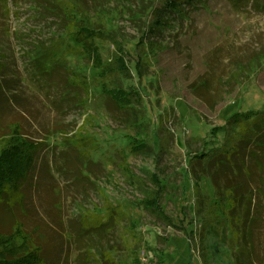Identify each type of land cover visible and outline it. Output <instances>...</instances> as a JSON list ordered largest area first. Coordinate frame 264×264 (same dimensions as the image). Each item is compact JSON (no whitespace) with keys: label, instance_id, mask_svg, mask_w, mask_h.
<instances>
[{"label":"rangeland","instance_id":"374dc122","mask_svg":"<svg viewBox=\"0 0 264 264\" xmlns=\"http://www.w3.org/2000/svg\"><path fill=\"white\" fill-rule=\"evenodd\" d=\"M86 1L100 9L94 20L116 40V45L98 41L102 59L123 52L128 62L129 75L115 80L140 94L130 104L132 110H119L102 93L88 58L68 36L57 35L58 22L34 0H5L0 12L4 53L15 54L22 84L39 95L32 99L38 116L58 123V132L46 142L62 157L52 167L60 183L59 205L69 217L66 230L78 215L85 217L88 229L95 219L101 224L102 249L86 250L87 237L70 240L68 264H202L200 217L206 209L196 203H208L213 189L204 177L195 193L189 159L211 147V129L224 125L230 115L264 109V13L245 3L205 0V7L194 9L190 19L161 29L152 42L165 50L152 53L140 41L154 0ZM54 35L68 48L64 66L57 64L45 77L31 70V58L35 47ZM65 67L90 82V100L82 105L74 103L86 92L69 85ZM61 85L65 90H57ZM136 109L143 121L138 128L132 124ZM71 140L88 151V179L78 175L72 162L66 146ZM135 144L148 147L149 153H134ZM73 153L80 159L79 152ZM45 195L41 192L34 201L39 210V203L46 210ZM146 199L156 201L162 216L143 207Z\"/></svg>","mask_w":264,"mask_h":264},{"label":"trees","instance_id":"16d2710c","mask_svg":"<svg viewBox=\"0 0 264 264\" xmlns=\"http://www.w3.org/2000/svg\"><path fill=\"white\" fill-rule=\"evenodd\" d=\"M245 3L251 10L264 13V0H229ZM49 17L55 18L60 28L57 34L68 36L70 43L88 58L96 70L97 87L115 103L119 110H132L133 100L140 94L134 88H124L115 80L119 74L127 77L130 68L123 52L116 53L108 61L103 60L98 41L116 40L93 15L100 9L90 7L86 0H34ZM5 0H0V12ZM205 7V0H154L149 10L150 22L146 25L142 48L155 53L160 46L152 39L170 22H185L194 9ZM57 30H55L56 34ZM56 35L40 42L33 51L31 70L47 77L55 66H64L63 55L68 45ZM4 31L0 24V264H68L72 251L70 240L87 237L86 250H101V224L93 220L88 229L78 215L74 225L66 230L69 217L59 205L58 176L53 172L54 153L46 141L58 132L50 120L38 116V106L32 100L38 95L22 84L17 67L18 59L13 53H4ZM1 53H4L2 57ZM264 58V53H262ZM4 59V60H3ZM67 71L72 69L65 67ZM140 74L139 66H135ZM75 77V78H74ZM70 86L85 90L78 96L76 105L90 100L91 85L87 77L71 73L67 77ZM113 80L114 84H111ZM57 90L63 91L61 85ZM28 92V93H27ZM78 93V91H77ZM39 96V95H38ZM131 107V108H130ZM133 125L143 124L139 109L134 111ZM143 128L139 134H142ZM219 134L222 141L218 140ZM211 147L191 155L188 170L194 181L195 193H199V181L206 177L212 185V198L208 203L197 201L196 206L205 210L202 219V264H264V109L236 112L221 127L210 131ZM68 152L77 166L78 175L88 179V157L82 142L69 141ZM141 148V149H140ZM148 147H137L149 153ZM80 153V159L74 155ZM67 152V151H66ZM55 156V159H54ZM62 158V157H60ZM64 160V159H63ZM79 163V166L77 164ZM64 174L68 173L63 169ZM74 174V173H73ZM77 179V176H72ZM66 181L69 179L66 177ZM45 192L40 210L34 202ZM147 209L160 217L159 205L146 199ZM199 214V211H196ZM97 214V213H96ZM98 215V214H97ZM207 216V218H206ZM4 219V221H3ZM59 219V220H58ZM55 226H54V224ZM108 221L103 225L108 226ZM103 231V230H102ZM99 236V237H98ZM137 239V237H135ZM99 246V247H98Z\"/></svg>","mask_w":264,"mask_h":264}]
</instances>
